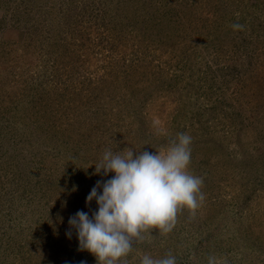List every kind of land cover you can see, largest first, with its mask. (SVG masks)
Listing matches in <instances>:
<instances>
[{
  "label": "rangeland",
  "instance_id": "374dc122",
  "mask_svg": "<svg viewBox=\"0 0 264 264\" xmlns=\"http://www.w3.org/2000/svg\"><path fill=\"white\" fill-rule=\"evenodd\" d=\"M177 133L206 198L129 264H264V0H0V264H98L94 165Z\"/></svg>",
  "mask_w": 264,
  "mask_h": 264
},
{
  "label": "clouds",
  "instance_id": "9594fccd",
  "mask_svg": "<svg viewBox=\"0 0 264 264\" xmlns=\"http://www.w3.org/2000/svg\"><path fill=\"white\" fill-rule=\"evenodd\" d=\"M231 27L244 29L239 23ZM191 144L189 134L177 133L155 152H136L130 147L105 150L94 165V175H114L98 180L86 198L89 206L95 201L98 210L91 216L78 211L69 217L66 235L71 237L75 230L79 250L91 253L98 264H129L127 257L135 244L151 236L153 230L171 233L179 212L188 209L194 213L205 200L203 178L189 171ZM140 264H177V260L171 253L162 258L144 254ZM208 264L227 261L209 256Z\"/></svg>",
  "mask_w": 264,
  "mask_h": 264
}]
</instances>
